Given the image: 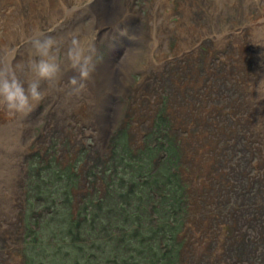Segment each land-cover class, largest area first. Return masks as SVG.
<instances>
[{
	"label": "rangeland",
	"instance_id": "rangeland-1",
	"mask_svg": "<svg viewBox=\"0 0 264 264\" xmlns=\"http://www.w3.org/2000/svg\"><path fill=\"white\" fill-rule=\"evenodd\" d=\"M158 1L119 0L141 16L142 27L156 24L161 31L155 35L160 66L151 64L149 39H139L122 88L107 105V121L85 120L74 104H66L70 113L42 112L48 103L41 96V104L27 108V118L37 119L24 129L30 137L16 163L3 165L10 178L0 183V264H264V43L251 28L262 21L264 0ZM18 4L0 0L2 9ZM33 9L41 12L39 4ZM65 17L69 26L81 21L77 12ZM44 19L53 21L46 12ZM81 22L87 26L88 19ZM6 27L1 22L0 33ZM58 35H44V42L57 46ZM100 42L127 48L115 33ZM94 53L95 64L108 56L107 49ZM52 86L50 103L74 97V91ZM39 162L40 172L27 179V166ZM174 167L181 172L178 187L169 179ZM138 181L135 188L167 181L169 194L145 195L148 216H132L130 225L110 209L119 199L132 203L138 190L129 183ZM171 201L188 210L174 232L166 222L183 210H159ZM72 202L77 222L71 220ZM77 223L85 242L71 239L69 226ZM107 255L117 262L105 261Z\"/></svg>",
	"mask_w": 264,
	"mask_h": 264
},
{
	"label": "bare ground",
	"instance_id": "bare-ground-1",
	"mask_svg": "<svg viewBox=\"0 0 264 264\" xmlns=\"http://www.w3.org/2000/svg\"><path fill=\"white\" fill-rule=\"evenodd\" d=\"M87 1L39 0L36 3V0H18L17 7L6 6L2 9L0 6V13L5 18L0 23L7 25L6 30L0 33V183L10 178L5 177L9 174H4V163H16L20 146L30 137L24 129H30L37 119L33 121L34 114L31 119L27 118L26 110L37 105L39 96L48 103L42 112L48 110L53 114L65 109L70 113L68 111L72 109L66 104H74L73 110L79 111L85 120L105 122L109 119L107 105L111 104L113 93L122 88L126 76L123 71L130 62H134V48L139 44V39H149L147 44L151 64L160 66L159 46L155 35L161 34V31L156 30V24L150 30L145 29L140 25L141 16L125 4L119 3V0ZM164 1L169 0H159V5ZM35 4H39L40 13L34 11ZM172 9L170 6L168 15ZM45 12L53 18V23L44 19ZM73 12L81 15V21L87 18V26L81 21H76L71 26L62 21ZM260 19L262 21L254 22L251 28L257 30L256 40L264 43V7L260 12ZM50 23L52 24L48 29ZM164 26L167 28V24L164 23ZM55 33L59 34L58 44H64H59L60 48L57 47L58 44H52L54 40L52 43L50 40L44 42V35L52 37ZM112 33L125 42V52L114 42H100L103 36ZM69 34H73L74 41H70ZM172 35L180 42L178 31H172ZM69 43H72V47L68 46ZM102 49H107L108 56L103 62L95 64L92 57L97 53L94 52ZM73 50L76 52L72 53ZM59 51L60 57L57 55ZM93 77H100L101 81L94 84L90 80ZM5 84L10 86L9 90L13 93H17V89L22 90L24 102L21 103L17 93L14 102L10 104L3 92ZM54 84L63 92L74 91V97L66 94L65 98L58 100L57 105L50 103L49 97L54 94ZM80 94L87 97V102L81 100ZM41 102L40 100V104ZM54 108L57 112H53ZM115 113L116 110L112 116ZM43 165L44 162H39L33 163L31 167L27 166V179ZM26 183L23 182V188Z\"/></svg>",
	"mask_w": 264,
	"mask_h": 264
},
{
	"label": "clouds",
	"instance_id": "clouds-1",
	"mask_svg": "<svg viewBox=\"0 0 264 264\" xmlns=\"http://www.w3.org/2000/svg\"><path fill=\"white\" fill-rule=\"evenodd\" d=\"M10 86L8 84H5L3 86V92L5 94V98L8 100V102L11 104L12 102H14L15 98H16V94L18 93L19 94V99L22 102H24L25 100V97L23 95V92L22 90L20 89H17V93H13L11 92L10 90Z\"/></svg>",
	"mask_w": 264,
	"mask_h": 264
}]
</instances>
